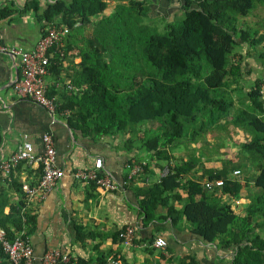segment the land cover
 <instances>
[{"label": "trees", "instance_id": "16d2710c", "mask_svg": "<svg viewBox=\"0 0 264 264\" xmlns=\"http://www.w3.org/2000/svg\"><path fill=\"white\" fill-rule=\"evenodd\" d=\"M176 2L180 8L174 5L167 16L162 15L161 4ZM259 4L264 6V0H129L119 4L115 14L106 16L107 0H54L39 14L47 22L41 36L53 27L69 30L59 50L50 49L48 73L63 64L73 46L81 56L72 96L58 102V114L72 129L95 139L131 134L126 139L128 148L141 144L153 161L169 168V173L147 190L139 187L144 195L139 202L143 220L154 219L162 207L168 208L175 223L185 216L206 240L234 247V264H264V237L256 230L264 226V163L255 178L262 196L246 216L236 214L223 198L240 195L241 183L234 170L264 160V33L241 22ZM14 12L1 8L0 19ZM158 16L163 24L152 21ZM90 26L92 34L85 35ZM250 60L259 68L256 78L248 67ZM48 93L55 97V86L48 87ZM230 126L246 131L251 138L231 144L232 151L238 150L239 161L223 158L219 169H209L210 179L222 178L225 184L208 189L195 178L204 149L186 146L187 155L178 156L173 147L198 142L203 134L219 130V135H226L222 140L225 147L219 146L220 136L218 144L207 148L226 155L232 139ZM22 164L8 175H0L6 186H15L20 193L23 184L14 176ZM130 166H134L131 160ZM147 170L145 163L143 173ZM183 190H187V203L180 211L171 200L172 196L181 197ZM31 220L29 217L28 224ZM3 221L0 215L8 238L22 231L14 234ZM125 228L118 233L123 242ZM111 255L104 257L102 264Z\"/></svg>", "mask_w": 264, "mask_h": 264}, {"label": "crops", "instance_id": "0c3cea01", "mask_svg": "<svg viewBox=\"0 0 264 264\" xmlns=\"http://www.w3.org/2000/svg\"><path fill=\"white\" fill-rule=\"evenodd\" d=\"M53 1L0 0V9L8 7L15 11L0 19V42L9 47L31 50L41 38L44 29H47V22L41 20L39 14ZM85 30V35H89ZM78 44L80 45V41ZM63 46L66 48V44ZM78 51V47L73 46L62 60L63 64L49 70L47 74L46 83L48 87L55 86L57 102L69 100L72 96L73 89L68 88L67 84L74 82L77 64L81 62ZM247 64L252 68V77L256 78L259 73L258 66L253 60H250V65ZM21 78L20 57L1 52L0 166L26 140H30L36 151L41 152L42 137L50 132L56 145L57 165L65 172L56 187L45 195L39 192L30 195L24 189L25 183H30L33 187H37L39 183L40 172L35 165L23 163L15 171L14 177L23 184L22 193L15 186H6L0 179V215L14 234L24 229L29 234L34 248L31 264H44V254L54 249L70 253L87 264H102L113 253L121 255L122 264H234V247L224 248L218 241L206 240L195 230V224L185 216L175 223L168 214V208L162 207L157 210L154 219L147 222L143 220L139 202L144 195L139 192V187L147 190L150 185L159 181L163 166L153 161L145 149L141 148V144H135L132 149L128 148L126 139L131 134L101 136L95 139L72 129L60 113L53 115L33 100L20 96L15 84ZM214 131L212 134H203L198 142L188 141L180 146L194 148L200 145L204 149V153L200 154L201 167L195 177L202 183L211 178L210 170L222 166L223 158L230 157L232 162L239 161L238 150L232 151L229 142V153L226 155H222V151L219 152L221 155L215 151H207V147L220 139V135ZM232 132L233 135L238 134L235 139L241 143L251 138L243 130L234 128ZM225 138L223 135L222 139ZM97 157L104 159L106 170L119 185L117 190L106 191L74 177L73 172L76 169L93 168ZM130 160L134 164L140 163L136 160L145 162L148 167L147 174H132ZM263 163L264 160L255 163V166L242 169L238 177L241 183L239 197L231 194L223 196L240 216H246L250 207L257 205V200L262 196V190L255 184V178ZM180 195L177 198L172 196L171 205L181 211L187 203V190H183ZM5 215L11 216L4 219ZM29 217H32L30 224L27 222ZM261 218L257 217V222ZM128 225L137 228L133 243H125L118 237L120 229ZM256 230L264 237V226ZM160 236L168 242L165 249L153 245ZM0 264H11L1 246Z\"/></svg>", "mask_w": 264, "mask_h": 264}, {"label": "built area", "instance_id": "2783aa9c", "mask_svg": "<svg viewBox=\"0 0 264 264\" xmlns=\"http://www.w3.org/2000/svg\"><path fill=\"white\" fill-rule=\"evenodd\" d=\"M68 32L69 30L63 26L50 28L46 35L41 36L35 49L29 51L21 47H9L0 42V53L18 55L21 59L22 78L15 84L17 93L24 98L33 100L53 115L58 113V102L54 96L51 97L49 95L44 75L48 73L50 49L59 46ZM42 141L43 150L41 152L36 151L34 144L30 140L24 141L19 149L0 166L4 175H8L20 163H25L29 166L35 165L37 169H41L37 187H33L30 183L24 184V189L30 195H35L37 192L45 195L55 188L59 180L65 175L64 170L57 165V150L53 135L50 132L45 133ZM144 165L145 162L135 163L132 168V174L140 175L143 173ZM168 173L169 168H163L160 179ZM240 174L241 170H234V175L240 176ZM73 175L82 182L89 183L93 181L97 187L106 191H115L119 186L114 176L106 170L105 161L102 157L96 158L93 168L77 169ZM224 184L225 181L222 178L208 179L205 182L208 189L222 187ZM136 232V226L128 225L121 236L126 243H133ZM153 245L165 249L168 242L164 237L160 236L155 239ZM0 246L11 264L32 263L34 248L25 229L10 239L6 230L0 227ZM42 260L44 264H80L77 257L60 249L47 251ZM122 263L121 256L113 254L106 262V264Z\"/></svg>", "mask_w": 264, "mask_h": 264}, {"label": "rangeland", "instance_id": "374dc122", "mask_svg": "<svg viewBox=\"0 0 264 264\" xmlns=\"http://www.w3.org/2000/svg\"><path fill=\"white\" fill-rule=\"evenodd\" d=\"M107 1L109 3V6H108V8L105 10V12L103 14V15H106V16H110V15L115 14L118 11L119 4L128 3L129 2V0H107ZM156 3L158 4L157 1H156ZM174 5H176L177 8H180V6H181L179 2L173 3V4H171V6L166 4V5H164V7L161 4L160 5V10L162 11V15H166V12L172 11L174 8H176V6H174ZM156 7H158V5H156ZM159 16H160V14H159ZM159 16L158 17H154L152 21L155 22V23H158V24H163L164 20H162L161 19L162 17H159ZM241 22L242 23H247V24H249L252 27L258 28L261 32L264 33V6L261 5V4L257 5V8L253 11V13L250 16L246 17V18H242ZM85 31L88 34H92L93 27H91V26L87 27ZM54 49L55 50H59L58 46H56ZM67 85H68V88L69 87L72 88L74 83L68 82ZM233 127L232 126L229 127V129L231 131V135L230 136L232 137L231 141L229 142L230 146H231L232 143L235 144V142H236L235 138H236V136H238L237 133L235 135H233L234 134V132H232ZM218 131L219 130H216V133H218ZM212 133H215V131H213ZM223 135H224L223 132H221L220 136H223ZM225 137H226V135H225ZM222 140L223 139L221 138V141ZM216 141L217 142L214 143V144H218V140H216ZM222 142L219 143V146L220 147H225L226 143L225 142L222 143ZM209 147H211V146H209ZM173 148H174L173 152H175L176 155H178V156H186L187 153L189 152V151H187L186 148H181V147L177 148L176 146H174ZM207 151H211V150L207 148ZM219 152H221V150H219V149H218V151H215V153H218V154H219ZM221 154L223 155V152H221ZM221 154H219V155H221Z\"/></svg>", "mask_w": 264, "mask_h": 264}]
</instances>
